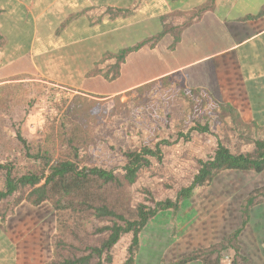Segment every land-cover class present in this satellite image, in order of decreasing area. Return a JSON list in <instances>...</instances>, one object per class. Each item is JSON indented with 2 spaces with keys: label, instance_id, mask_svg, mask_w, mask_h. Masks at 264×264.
Segmentation results:
<instances>
[{
  "label": "crops",
  "instance_id": "crops-1",
  "mask_svg": "<svg viewBox=\"0 0 264 264\" xmlns=\"http://www.w3.org/2000/svg\"><path fill=\"white\" fill-rule=\"evenodd\" d=\"M158 44L169 67L137 79ZM128 69L134 79L119 82ZM173 74L232 110L249 129L242 140L264 138V0H0V84L37 77L110 98ZM216 178L149 220L135 264H223L224 252L235 264H264V170ZM55 233L49 202H21L0 216V264H46ZM198 251L203 257L179 263Z\"/></svg>",
  "mask_w": 264,
  "mask_h": 264
},
{
  "label": "rangeland",
  "instance_id": "rangeland-1",
  "mask_svg": "<svg viewBox=\"0 0 264 264\" xmlns=\"http://www.w3.org/2000/svg\"><path fill=\"white\" fill-rule=\"evenodd\" d=\"M160 48V44L156 45L153 53L146 56L150 63L143 71H137V79L154 76L169 67L168 63L161 62ZM144 55L141 53L137 57V65H145ZM134 74L126 70L119 82L132 81ZM177 76L160 77L110 98L90 97L37 77L11 78L0 84V156L17 158L18 128L36 146L53 121L80 124L88 141L86 152L90 159L106 168L123 165L126 150L138 149L143 144L155 146L168 140L170 144L162 145V162L153 160L148 169L141 171L129 191L134 206H152L155 200L174 198L176 191L188 185L197 173L199 160L213 155L218 142L234 152L255 151L254 144L242 140L249 129L236 123L232 110L222 108L209 94L190 91L182 86ZM115 79L110 78L109 82L116 84ZM94 83L91 80L88 85L94 86ZM198 125L208 126L209 132L192 130ZM253 136L258 137V132ZM216 179L225 180L226 177ZM247 182L258 184L261 177ZM3 187L0 174V189ZM130 240L131 235L127 234L115 246L111 264H124Z\"/></svg>",
  "mask_w": 264,
  "mask_h": 264
},
{
  "label": "trees",
  "instance_id": "trees-1",
  "mask_svg": "<svg viewBox=\"0 0 264 264\" xmlns=\"http://www.w3.org/2000/svg\"><path fill=\"white\" fill-rule=\"evenodd\" d=\"M130 50H123L121 58ZM192 130L209 132V127L198 125ZM16 137L17 158L0 156V174L4 181L0 189V216L4 220L23 201L32 205L49 202L53 206L56 212L54 254L46 264H111L115 246L127 234L131 240L124 264H135L140 234L158 212L176 210L182 200L191 198L197 190L206 189L223 171L264 170V138L248 140L255 145L253 153L234 152L218 142L213 155L199 160L197 173L188 185L176 191L174 198L155 200L152 206H134L129 187L153 160L162 162V145L170 144L168 140L126 150L123 165L106 168L90 159L86 152L88 141L78 123L53 121L36 146L20 128L16 130ZM201 257L203 252L198 251L179 263Z\"/></svg>",
  "mask_w": 264,
  "mask_h": 264
},
{
  "label": "built area",
  "instance_id": "built-area-1",
  "mask_svg": "<svg viewBox=\"0 0 264 264\" xmlns=\"http://www.w3.org/2000/svg\"><path fill=\"white\" fill-rule=\"evenodd\" d=\"M222 260L223 264H235V260L230 252H224Z\"/></svg>",
  "mask_w": 264,
  "mask_h": 264
}]
</instances>
